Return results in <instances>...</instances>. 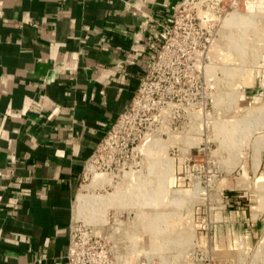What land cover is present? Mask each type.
I'll use <instances>...</instances> for the list:
<instances>
[{
	"label": "crops",
	"instance_id": "0c3cea01",
	"mask_svg": "<svg viewBox=\"0 0 264 264\" xmlns=\"http://www.w3.org/2000/svg\"><path fill=\"white\" fill-rule=\"evenodd\" d=\"M182 1L0 0V264H66L86 164L130 106ZM257 148L252 174H225L202 204L196 243L209 256L248 252L264 233Z\"/></svg>",
	"mask_w": 264,
	"mask_h": 264
},
{
	"label": "rangeland",
	"instance_id": "374dc122",
	"mask_svg": "<svg viewBox=\"0 0 264 264\" xmlns=\"http://www.w3.org/2000/svg\"><path fill=\"white\" fill-rule=\"evenodd\" d=\"M188 1L196 25L208 30L202 22H209L203 36L208 44L194 58L189 49L180 54L188 66H179L174 78L162 76L167 71L161 69L142 87L139 116L130 124L145 132L136 145L140 153L128 156L134 172L126 168V177H112L127 158L117 155L110 165L97 149L89 163L93 176L87 164L84 170L75 219L112 236L116 264H264V233L248 252L216 258L196 243L202 204L216 193L211 186L225 174H252L257 146L264 154V0ZM168 159L175 179L180 177L175 186L168 183Z\"/></svg>",
	"mask_w": 264,
	"mask_h": 264
},
{
	"label": "built area",
	"instance_id": "2783aa9c",
	"mask_svg": "<svg viewBox=\"0 0 264 264\" xmlns=\"http://www.w3.org/2000/svg\"><path fill=\"white\" fill-rule=\"evenodd\" d=\"M190 5L188 0H183L174 9L172 22L166 26L165 40L156 53L149 72L142 80L128 109L112 125L107 133V139H103L98 145L97 149L101 154L100 156L107 158L110 165L117 155H123L127 159L122 164L126 163L125 168H128V156H133L137 143L144 136L145 132L142 128L132 129L130 124L134 118L139 116V93H141L146 82L154 74H158L161 69L167 71L162 76L166 75L169 78H174L173 73L179 66H188V60L186 58L182 60L180 54L182 55L186 49H189V57L192 58L193 52L198 53L197 48H204L208 44L209 38H206V36L203 38V36L209 31V22L205 21L206 19L203 22L201 21L202 24L207 26L208 30L197 26ZM188 6L189 8H187ZM184 34H187V36H184ZM188 34L196 35V37L188 38ZM197 63L198 61H195L191 64L193 66ZM176 84L178 83L176 82ZM171 87L173 88L172 85ZM174 92L171 90L168 93L174 97L177 95ZM90 162L94 161L90 159L87 165ZM200 229L206 230L207 224H202ZM112 239L110 234H98L82 221L73 220L69 226V242L65 255L66 264H116L118 249Z\"/></svg>",
	"mask_w": 264,
	"mask_h": 264
},
{
	"label": "bare ground",
	"instance_id": "6f19581e",
	"mask_svg": "<svg viewBox=\"0 0 264 264\" xmlns=\"http://www.w3.org/2000/svg\"><path fill=\"white\" fill-rule=\"evenodd\" d=\"M205 72L207 73V65L205 66ZM170 106V105H169ZM172 106V105H171ZM145 138V137H144ZM143 138V139H144ZM187 140H189L190 142H191V139L188 137L187 138ZM140 144V143H139ZM139 149V145L138 146H136L135 147V150L136 151H138L139 153H140V151L138 150ZM142 154V153H141ZM168 160H171V159H168ZM142 163V162H141ZM125 165H126V163H124L123 164V166L118 170V173L116 174L114 171H112V172H110L111 173V175H112V177H120V178H122V177H124V175H125V177H126V174H128V172L130 171H132V172H134V170H133V168H134V166H132V165H129L128 166V169H129V171H127L126 170V168H125ZM157 166V165H156ZM155 166V167H156ZM94 170H95V168L93 167V165H91V164H89V165H87V168H86V172L90 175L89 176V178L90 177H92L93 175H92V172H94ZM153 170V169H152ZM155 171L157 170V167H156V169H154ZM152 173H153V171H152ZM154 174H157L156 172H154ZM136 177V179H137V176H135ZM82 187V186H81ZM137 213L138 212H136V216H137ZM109 214V213H108ZM107 214V216H105L107 219L106 220H103L102 222H104L105 224L104 225H107L108 223H109V215ZM138 217V216H137ZM77 220H79V221H82V220H80L79 218H76ZM84 224H86L84 221H82ZM96 233H98V234H101L100 232H98V231H95Z\"/></svg>",
	"mask_w": 264,
	"mask_h": 264
}]
</instances>
